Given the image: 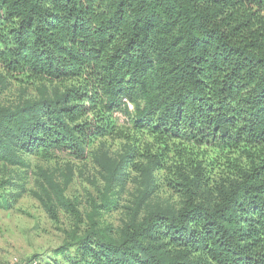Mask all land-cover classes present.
<instances>
[{
    "label": "trees",
    "instance_id": "trees-1",
    "mask_svg": "<svg viewBox=\"0 0 264 264\" xmlns=\"http://www.w3.org/2000/svg\"><path fill=\"white\" fill-rule=\"evenodd\" d=\"M58 152L88 207L71 165L31 187ZM26 195L71 217L46 264H264V0H0V206Z\"/></svg>",
    "mask_w": 264,
    "mask_h": 264
},
{
    "label": "rangeland",
    "instance_id": "rangeland-1",
    "mask_svg": "<svg viewBox=\"0 0 264 264\" xmlns=\"http://www.w3.org/2000/svg\"><path fill=\"white\" fill-rule=\"evenodd\" d=\"M120 116L123 120V115ZM56 156L51 161L36 155L28 156L34 172L31 187H36V179L42 176V170L62 180V172H68L71 165L73 180L67 194L81 200L82 208L88 207L90 198L98 195V186L102 184L94 164L74 159L66 152H58ZM59 215L58 220L54 219L38 198L29 195L21 198L10 209L0 206L2 264H22L34 257L46 264L48 250L59 245L67 237L66 230L71 229V217L63 210H60ZM101 220L118 227L123 222V212L121 209L106 211Z\"/></svg>",
    "mask_w": 264,
    "mask_h": 264
},
{
    "label": "built area",
    "instance_id": "built-area-1",
    "mask_svg": "<svg viewBox=\"0 0 264 264\" xmlns=\"http://www.w3.org/2000/svg\"><path fill=\"white\" fill-rule=\"evenodd\" d=\"M22 264H39L38 260H29V261H26Z\"/></svg>",
    "mask_w": 264,
    "mask_h": 264
}]
</instances>
